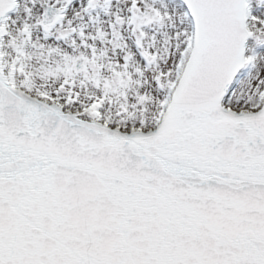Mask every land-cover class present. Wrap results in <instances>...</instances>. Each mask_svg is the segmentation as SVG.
<instances>
[{
    "label": "snow or ice",
    "instance_id": "6c2138e0",
    "mask_svg": "<svg viewBox=\"0 0 264 264\" xmlns=\"http://www.w3.org/2000/svg\"><path fill=\"white\" fill-rule=\"evenodd\" d=\"M0 264H264V0H0Z\"/></svg>",
    "mask_w": 264,
    "mask_h": 264
}]
</instances>
